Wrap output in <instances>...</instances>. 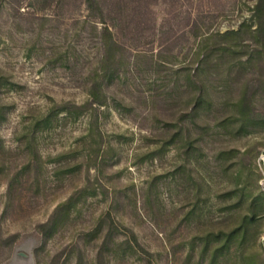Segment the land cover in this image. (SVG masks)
<instances>
[{
	"label": "rangeland",
	"instance_id": "obj_1",
	"mask_svg": "<svg viewBox=\"0 0 264 264\" xmlns=\"http://www.w3.org/2000/svg\"><path fill=\"white\" fill-rule=\"evenodd\" d=\"M103 1L126 50L95 121L53 110L89 100L102 26L83 0H0V264H264L260 0ZM229 31L240 34L220 41L235 51L215 53L201 75L211 104L188 119L199 148H162L166 123L198 90L188 75L202 37ZM75 194L71 220L44 234ZM250 214L244 245L216 255V236ZM109 234V247L128 240L137 253L99 256Z\"/></svg>",
	"mask_w": 264,
	"mask_h": 264
},
{
	"label": "trees",
	"instance_id": "obj_2",
	"mask_svg": "<svg viewBox=\"0 0 264 264\" xmlns=\"http://www.w3.org/2000/svg\"><path fill=\"white\" fill-rule=\"evenodd\" d=\"M83 2L87 7L89 20L93 21L94 23H100L102 26L99 33L101 40L100 56L98 58L97 67H95L94 71L89 77V100L81 105L74 102H65L64 104L56 106L53 108V110L65 112L68 115L75 116L77 118L87 113H93L95 121H98V117L96 115H98V112L102 107H105L108 104V89L113 84H115L116 81L121 79V71L124 64V54L126 49L120 40L116 38L112 28L106 21L104 1L83 0ZM256 9L259 18L258 30H260V32H264V0L259 1ZM239 34V31H229L224 34L220 32H212L207 33L202 37L199 49L195 54L194 62H196V68H191V71L188 75V79L193 81L195 86L197 85L196 87L198 90L195 92L193 99L187 103L189 106L185 110H181L179 119L173 121L171 120L166 123V131L164 134H162L161 139L163 141L162 148H168L172 145H175L181 150L185 149V154L188 155V157H190L192 152H195L199 148V138L192 135V124L195 125L196 118L200 116L201 110L205 109L207 104H211V102L206 98V85L201 80V75L215 53L221 51H235V46L223 45L220 40L222 38ZM248 61L250 60L248 59ZM248 105L249 104L246 98H243L239 103L236 104V106H238L242 112L249 110ZM48 114L49 115H47V118L44 120H38L36 126H41L45 122L49 123L52 113L50 112ZM188 119L192 121V124L191 122H188ZM92 125H94V123H92ZM158 152V150H154L150 153V156H156ZM80 198V196L77 197V194H75L65 202L60 203L51 215L49 221L42 225V227L46 229V233L44 234L52 237L59 231L61 226L66 225V223L71 220L73 211L77 209ZM256 220V214L245 215L242 226L230 232L222 231L219 233L216 236L218 244H216L214 253L217 255L230 250L234 241H237L240 246H243L249 231L248 225L251 222H256ZM100 233H104L103 225L89 233L88 236L91 238L90 241L98 238ZM109 237L111 238V234L104 237L103 244L99 246V256L103 255L105 252H112L116 255H118L119 251H123L122 253L124 255H133L137 253L136 247L128 240L119 242L113 241L114 248L109 247ZM196 240L201 241L200 245H202V248L200 250V254L202 256L207 254L210 245L209 241H207V238L200 236ZM195 243L196 241H194L193 244V251L196 250V247H198ZM76 264H83L82 260Z\"/></svg>",
	"mask_w": 264,
	"mask_h": 264
}]
</instances>
